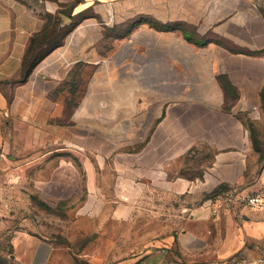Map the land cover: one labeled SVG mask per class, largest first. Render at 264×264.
I'll list each match as a JSON object with an SVG mask.
<instances>
[{
  "label": "rangeland",
  "instance_id": "obj_1",
  "mask_svg": "<svg viewBox=\"0 0 264 264\" xmlns=\"http://www.w3.org/2000/svg\"><path fill=\"white\" fill-rule=\"evenodd\" d=\"M142 2L118 9V23L97 24L103 37L94 41L96 63H77L72 81L81 86L68 90L83 96L87 80L103 69L115 81L109 105H117L118 87L128 80L144 87V111L74 125L77 97L70 96L65 116L51 120L60 128L49 138L3 147L0 264H44L50 248L47 264H131L167 243L190 209L245 205L264 194L254 187L264 167V47L213 31L209 1ZM255 2L264 18V0ZM71 10L63 9L65 22L48 16L28 65L93 11ZM186 31L205 44L186 40ZM15 232L42 240L32 261L17 255Z\"/></svg>",
  "mask_w": 264,
  "mask_h": 264
},
{
  "label": "crops",
  "instance_id": "obj_2",
  "mask_svg": "<svg viewBox=\"0 0 264 264\" xmlns=\"http://www.w3.org/2000/svg\"><path fill=\"white\" fill-rule=\"evenodd\" d=\"M206 1L212 6V15L215 14L210 26L213 31L250 48L264 47V18L258 15L255 0ZM136 5L142 7V0H0V171L5 145L27 143L34 136L49 138L51 130H59V124L51 120L65 116L67 97H77L70 116L74 125L92 121L100 114L105 120L116 115L130 120L141 115L146 106L144 87L124 81L117 91L122 98L117 105H109L108 97L114 92L115 81L103 69L95 70L87 80L83 96L68 90L81 86L72 81L77 63H96L94 41L103 37L94 31L96 26L118 23V9ZM67 7H71L73 16L89 9L93 11L62 42L39 58L23 78L25 56L35 39H41L49 30L48 16L54 15L55 20L65 22L63 9ZM189 35L192 37L186 31L184 38L194 44L200 40ZM209 100L221 102L222 98ZM157 132L153 134L154 142L160 136ZM254 187L264 188V167ZM41 242L29 234L14 233V249L28 262L34 259ZM51 255L50 248L44 264ZM133 260L131 264H264V207L205 202L187 212L185 222L167 243Z\"/></svg>",
  "mask_w": 264,
  "mask_h": 264
},
{
  "label": "trees",
  "instance_id": "obj_3",
  "mask_svg": "<svg viewBox=\"0 0 264 264\" xmlns=\"http://www.w3.org/2000/svg\"><path fill=\"white\" fill-rule=\"evenodd\" d=\"M154 25L156 28H158L160 30H169L170 29V27L168 25H158V24H154ZM45 36H46V33H45L44 37ZM44 37H42L41 39H43ZM38 39H35V40H38ZM195 42H196V44H199V45L205 44V41H195ZM30 48H29V50H30ZM51 48L49 50H51ZM29 50H28L27 55L25 56V60H24L25 73L23 75V78L32 70L33 66L36 64V62L39 60V58H41L45 53L49 52V50L45 51L39 58H37L31 64L28 65L27 58H28Z\"/></svg>",
  "mask_w": 264,
  "mask_h": 264
},
{
  "label": "built area",
  "instance_id": "obj_4",
  "mask_svg": "<svg viewBox=\"0 0 264 264\" xmlns=\"http://www.w3.org/2000/svg\"><path fill=\"white\" fill-rule=\"evenodd\" d=\"M248 205L252 206V207H264V194H259L256 196H251L248 199L247 202ZM226 264H231V263H226Z\"/></svg>",
  "mask_w": 264,
  "mask_h": 264
}]
</instances>
